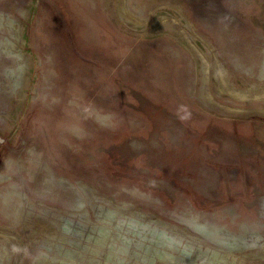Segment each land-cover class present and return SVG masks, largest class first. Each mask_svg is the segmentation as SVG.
Wrapping results in <instances>:
<instances>
[{"label":"rangeland","instance_id":"obj_1","mask_svg":"<svg viewBox=\"0 0 264 264\" xmlns=\"http://www.w3.org/2000/svg\"><path fill=\"white\" fill-rule=\"evenodd\" d=\"M0 264H264V0H0Z\"/></svg>","mask_w":264,"mask_h":264}]
</instances>
